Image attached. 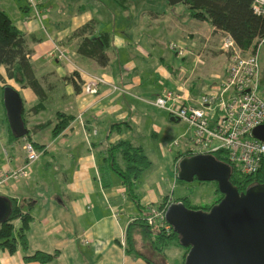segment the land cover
<instances>
[{
  "label": "crops",
  "instance_id": "0c3cea01",
  "mask_svg": "<svg viewBox=\"0 0 264 264\" xmlns=\"http://www.w3.org/2000/svg\"><path fill=\"white\" fill-rule=\"evenodd\" d=\"M27 1V5L14 3V18L1 9L26 35L31 62L46 97L40 104L31 88H22L7 77L5 67L0 68L3 79H0V120L7 124L0 133V171H13L27 162L24 149L27 142L39 145L40 157L31 164L28 178L10 180L0 190V196L17 199L23 212L32 217L25 232L27 247L19 244L15 253L0 249V264H42L25 260L39 252L58 253L49 264H148L143 257L127 253V229L151 209H159L166 197L175 200L163 186H152L151 179L162 167L153 170L150 155L165 157L173 153L183 138L193 143V130L189 126L183 134L165 132L167 119L179 120L156 107L154 101L164 90H172L181 93L189 104L198 105L201 95L220 86L229 65V54L222 49L227 34L208 22L191 18L188 8L182 12L181 22L164 29L161 23L159 30L145 31L143 28L160 21L161 16L152 14L150 19L143 14L139 25L122 32L102 18L106 12L102 6L94 4L93 10L81 7L69 16L62 6L64 1L65 5H73L67 0ZM130 4L126 2L123 7ZM146 18L149 19L144 21ZM91 22H95L94 35L110 36L107 51L110 63L106 67L77 52L86 36L77 38L73 34ZM169 36L179 38L186 49L184 57L174 56L165 42ZM57 49L63 50L66 57L59 59ZM75 72L82 81L79 93L66 80ZM3 81L21 96L22 115L31 131L29 137L18 140L10 137ZM59 112L74 119L55 137L52 131ZM162 134L168 139L160 140ZM151 139L158 143L153 145ZM122 140L141 146L152 162L142 173L136 190L141 208L129 196L119 176L100 172L109 146ZM186 151L193 152L194 148ZM180 161L176 158L175 175ZM14 225L16 230L23 226L21 220ZM137 240L142 253L157 264H166L169 247L164 255L154 251L156 243L145 242L140 236ZM170 247L178 250L179 260L183 259L180 246Z\"/></svg>",
  "mask_w": 264,
  "mask_h": 264
},
{
  "label": "trees",
  "instance_id": "16d2710c",
  "mask_svg": "<svg viewBox=\"0 0 264 264\" xmlns=\"http://www.w3.org/2000/svg\"><path fill=\"white\" fill-rule=\"evenodd\" d=\"M115 1L121 6H125L127 2V0ZM254 1L255 0H167L172 6L178 4L186 5L191 18L208 22L217 31L229 34L245 54L256 52L260 42L264 40V17L254 13ZM94 32L95 22L88 23L75 31L73 37L78 38L86 36L82 39L77 52L82 56L93 59L99 66L106 67L110 63V58L107 54L111 46L110 36L108 33L94 35ZM31 53L26 35L16 27L11 18L0 8V68L5 67L7 77L14 80L22 88H31L39 97L40 104H42L45 101L46 92L41 82L36 77L31 62ZM0 79L3 80L1 75ZM66 80L73 84L76 93L81 91L82 81L77 72L73 73ZM7 85L8 84L4 82L2 90H4ZM34 110H38V107H35ZM22 118L27 128L23 115ZM73 119V116L61 112L57 113L58 123L53 129L52 135L57 137L62 134ZM8 128L10 137L13 140L21 139L13 135L10 126H8ZM30 133L31 131H29L28 135L25 137H29ZM32 144L36 149L40 148L36 143ZM193 155L194 153L192 151H186L181 153L177 159L182 160ZM213 155L217 160L230 165V182L237 188L239 193L246 192L251 186H264V161L261 169L257 173L244 175L237 165L229 161L226 151L221 150L213 153ZM151 165L152 162L141 146H136L128 140H122L109 146L108 156L104 158L99 168L102 175H106L107 172H112L119 176L122 184L127 188L129 196L137 207L141 208L136 190L142 173L149 169ZM177 170L179 171V164ZM214 183L217 186L219 197L211 206L193 207L191 206L190 197L185 196L177 198L174 201H169V197H166L158 208L167 210L172 203L182 202L189 209L209 211L224 197V195L220 193L217 183ZM9 200L12 204V212L6 221L0 223V249H7L10 253H15L19 244L24 248L27 247L25 232L28 230V225L32 217L29 212H23L17 199L9 198ZM146 217L147 215H144L143 218L136 219L129 225L126 236L127 253L143 257L148 264H157L152 258L139 250L137 236H140L145 242L149 241L152 245L156 243V246H153L154 251L164 255L168 247L172 245L180 246L184 249L182 262V264H184L190 248L181 245V237L172 227L167 231L164 226L158 224L150 226ZM17 220H21L23 224L20 230L15 229L14 223ZM57 255L58 253L46 254L39 252L32 257L25 258V260L49 264Z\"/></svg>",
  "mask_w": 264,
  "mask_h": 264
},
{
  "label": "built area",
  "instance_id": "2783aa9c",
  "mask_svg": "<svg viewBox=\"0 0 264 264\" xmlns=\"http://www.w3.org/2000/svg\"><path fill=\"white\" fill-rule=\"evenodd\" d=\"M35 0H31L34 3ZM255 14L264 17V0L253 3ZM243 53L233 38L227 34L222 49L229 54L225 81L200 96L198 105L189 104L179 92L164 90L154 105L173 118L185 122L192 130L194 151L211 154L224 150L229 161L237 165L244 175L257 173L264 161V142L251 136L252 131L264 124V96L260 92L259 50ZM177 56L184 57L186 49L176 43L170 45ZM58 58L65 52L57 49ZM104 82L103 79H97ZM27 162L13 171H0V190L10 180L28 178L30 166L40 153L31 142L24 146ZM166 210L153 208L146 219L150 226L161 225L168 231L171 226L165 219Z\"/></svg>",
  "mask_w": 264,
  "mask_h": 264
},
{
  "label": "water",
  "instance_id": "95a60500",
  "mask_svg": "<svg viewBox=\"0 0 264 264\" xmlns=\"http://www.w3.org/2000/svg\"><path fill=\"white\" fill-rule=\"evenodd\" d=\"M3 102L13 135L27 136L19 92L7 85ZM251 136L264 142V124L256 127ZM230 174V165L211 153L179 162L178 179L188 183L216 182L224 195L209 211L192 210L182 202L167 208L166 222L181 237V245L190 248L184 264H264V186H251L239 193L230 182ZM11 212V201L0 196V223Z\"/></svg>",
  "mask_w": 264,
  "mask_h": 264
},
{
  "label": "rangeland",
  "instance_id": "374dc122",
  "mask_svg": "<svg viewBox=\"0 0 264 264\" xmlns=\"http://www.w3.org/2000/svg\"><path fill=\"white\" fill-rule=\"evenodd\" d=\"M18 1L20 2L21 5L28 4L27 0H6V1L4 0V1H0V8L1 7L4 8L6 10V13L10 17L11 16L13 17L12 12H13L14 3H18ZM57 1L58 0H56L55 3ZM67 1L72 2L73 5L72 6L65 5V1H64L62 2V6L64 10L65 8L67 9V12L65 14H69V16L73 15L74 12H76V9L78 10L81 7L87 9L89 8V10H93L96 9L94 4L97 5L98 7L102 6L104 10H106L102 18L107 19L109 21V26L111 24L113 25V27L117 26V29L122 30V32L126 31L127 28L128 29L135 28V26L139 25L140 21L143 18V14H146L147 17H149L150 19H152L151 16L152 14H159L161 16L160 21H157L156 23L155 22L151 23L149 25L151 27L148 26L143 28L145 31L148 30L157 31L159 30L161 23H163L162 29H164L166 25L172 26L176 21L181 22L182 12L187 10L186 5L179 4L172 6L167 2V0H127V2L129 1L131 2V4L127 7L120 6V4L115 2L114 0H87L85 3H83L82 0H67ZM48 4L52 6L54 5V2H49ZM149 18L144 19V21H147ZM178 39L179 38L177 36H169L165 39L166 40L165 42L169 43L168 46H170V44L172 43V42L170 43V41H173V43L176 44H180L181 42L178 41ZM180 45L183 44L181 43ZM172 52L174 56L177 57L174 51ZM259 63H260V92L264 96V44H262L259 50ZM3 111H4V107H3ZM5 123L6 121L2 122V120H0V133H2L4 127H7V124ZM165 125H166L165 132L173 131L178 135L183 134L188 130V125L180 121L170 122L169 119H167ZM164 138L168 139L167 137H163L162 134L160 140H164ZM185 139L186 138H183L180 146L173 148V153L171 154L167 153L165 157L160 154L154 156L151 153L150 156L154 163L153 170L156 171L158 167H162V169L157 173V175H155L151 179L152 186L153 185L155 186L157 184L163 186L166 193L175 199L185 196L190 197L191 206L193 207L211 206L215 203V201L219 197V194L217 193V186L214 182H199L195 180L193 182L188 183L178 179V174L177 175L174 174L175 171L174 164L179 152L182 151L184 152L189 148H194L193 143H191L190 140H185ZM156 142H157L156 139L150 140V143H152L153 145H156ZM184 144H188V146L185 147ZM146 175L147 174L145 173L144 176ZM178 248L184 251L183 248L180 247ZM176 251L178 250H176L173 247L168 248L169 254L167 253L168 258L166 264H182L183 259L180 258L179 260Z\"/></svg>",
  "mask_w": 264,
  "mask_h": 264
},
{
  "label": "bare ground",
  "instance_id": "6f19581e",
  "mask_svg": "<svg viewBox=\"0 0 264 264\" xmlns=\"http://www.w3.org/2000/svg\"><path fill=\"white\" fill-rule=\"evenodd\" d=\"M229 56V55H228Z\"/></svg>",
  "mask_w": 264,
  "mask_h": 264
}]
</instances>
